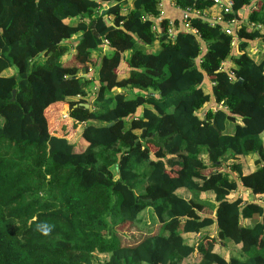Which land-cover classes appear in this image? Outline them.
I'll use <instances>...</instances> for the list:
<instances>
[{
	"label": "trees",
	"instance_id": "1",
	"mask_svg": "<svg viewBox=\"0 0 264 264\" xmlns=\"http://www.w3.org/2000/svg\"><path fill=\"white\" fill-rule=\"evenodd\" d=\"M101 1L102 14L98 0H0V264H264V206L249 200L264 196V52L251 51L264 45V0L224 14L242 21L238 54L220 24L194 18L198 34L169 38L168 20L152 30L157 0L128 13ZM105 41L112 53L97 62ZM71 51L79 63L66 65ZM212 101L225 108L202 119ZM80 123L83 150L68 138ZM240 185L248 197L232 198ZM125 224L144 236L129 240ZM230 243L237 254L216 250Z\"/></svg>",
	"mask_w": 264,
	"mask_h": 264
},
{
	"label": "crops",
	"instance_id": "2",
	"mask_svg": "<svg viewBox=\"0 0 264 264\" xmlns=\"http://www.w3.org/2000/svg\"><path fill=\"white\" fill-rule=\"evenodd\" d=\"M100 3H101V5H102V7H101V10H100V12H98L99 14H102L103 12H105V10L108 8V4L107 3H104V2H102L101 0H98ZM134 2H135V0H125L124 1V3H123V5H122V11L124 12V13H128V12H130L131 11V9H133L134 8ZM160 8V11H161V15H159V16H155V17H153V20L155 21V23L156 24H159L162 20H168V21H170V22H173V23H177L178 24V26L179 27H181L182 26V22H183V16H184V14H185V12H184V10L183 9H181V8H179L177 5H176V3H175V0H161V7H159ZM159 11V12H160ZM204 15L206 16V18H211V17H214V16H217V14H218V10L216 9V8H211V9H206L204 12ZM192 15V14H191ZM248 16V9L245 11V17H247ZM105 18H107V17H105ZM111 19V18H110ZM112 21V20H111ZM246 21V20H245ZM113 22V21H112ZM258 42H260V41H252L251 42V46L252 47H257V50L258 49H261V53H263L264 52V45H262V44H259ZM262 43V42H261ZM234 49L232 50L233 51V53L234 54H238V51H237V46H235V47H233ZM106 50H110V47L108 46V42L107 43H105L104 44V46H103V48H102V51H97V52H99V54L101 53V52H105ZM252 51V50H251ZM72 52V51H71ZM127 53H129V55H128V57L127 58H130V55H131V52L130 51H126L125 52V56H126V54ZM73 55L71 54V55H69V56H67V58L68 59H70V57H72ZM94 56V57H93ZM99 55L97 54V53H93V55H92V57H93V59H97L98 61L97 62H99V60H100V58H97ZM64 59V58H63ZM129 60V59H128ZM233 61H232V59H231V56H229L228 58H226V60H225V63H226V65H225V68H227L228 66H231V63H232ZM122 69H128L127 67H126V62L124 61V64H123V67H122ZM126 73V72H125ZM123 74V75H121L120 77H122V78H124V77H127V75H128V73H126V74ZM89 74V75H88ZM95 75H96V72H94V70H91L89 73H87L85 76H88V77H93V78H95L96 79V77H95ZM119 77V78H120ZM208 85H210V81L208 80V78H207V82H206ZM96 85H98V81L96 80L95 81V86ZM122 91H124V90H122L121 88L120 89H118V92H122ZM215 103H214V101H212L210 104H208V106L205 108V110H207V109H209L210 107H213V105H214ZM204 110V111H205ZM203 112V111H202ZM236 122H238V123H240V119H237L236 120ZM82 127H85V124H82V123H80V124H77V128H75L76 129V131L74 130L73 131V135L72 136H69L68 138L71 140V142H75V141H78L79 139H78V136L80 135V140H79V144H81V143H85L83 140H82V132H81V128ZM83 131V130H82ZM262 137H263V141H264V132H263V134H262ZM84 139V138H83ZM76 143V142H75ZM255 155H252V156H249V158L247 159V162H246V166H245V168H246V170H245V173L246 174H248V173H250V171H252L253 170V168H254V164H253V162H254V160H255ZM182 191V193H186V192H184L183 190H181ZM247 196L248 197V193H247V189L245 188V187H243L242 185H240V187H239V189H238V191L237 192H235V193H233L232 195H231V197L232 198H236L237 196ZM263 196V195H262ZM201 198H203V199H209V200H211L212 201V199H213V194H211V193H209V194H202L201 195ZM249 200L250 201H252V202H255V203H259V204H261L262 206H264V196L263 197H261V199H255V196H249ZM147 211H149L148 209H147ZM150 222H151V220H150ZM150 222H148V223H144V225H143V227H146L147 228V225L149 224L150 225ZM143 227H140V228H143ZM137 232H141L140 230H138V228L136 229V230H132V232H131V234L132 233H137ZM209 233L211 236H216V234H217V226L216 225H214V226H212V227H210L209 229H206L205 230V233ZM187 237V239L189 240V242L190 241H193L192 239H196V240H198L199 239V237H198V235H187L186 236ZM231 245L229 244V245H227V247L223 244V245H218V246H216L217 248H216V250H219L220 251V253L221 254H223V250L225 249V248H228V247H230ZM219 247H221V249H219ZM229 253L227 252L226 254H225V256L226 257H229V255H228Z\"/></svg>",
	"mask_w": 264,
	"mask_h": 264
},
{
	"label": "built area",
	"instance_id": "3",
	"mask_svg": "<svg viewBox=\"0 0 264 264\" xmlns=\"http://www.w3.org/2000/svg\"><path fill=\"white\" fill-rule=\"evenodd\" d=\"M211 1H212L213 5H212V7H209L207 9L216 8L218 10L217 16H214V17H211L208 19V18H206V16L203 13L205 10L201 11V10H196V9H185L184 10L185 14L183 16V22H182L181 27H179L177 23H173L170 21L168 22V28H167L168 37L169 38L176 37V34L180 30L189 31L193 34H198L197 28L192 24V19L200 17V18L207 20L208 23L210 24V26H217L220 24L222 26V30L226 34H231L233 36V43H232L233 47L238 46V44L243 39H240L238 37V35L236 34V31H237L238 26L242 23V21L240 22L236 19H231V20H225L224 19V14H228V13L233 12L234 0H211ZM256 1H258V0L252 1V6L255 7ZM157 3H158V6L161 7V0H157ZM249 10H250V7H248V12H249ZM159 15H161V11L159 12ZM152 20H153V17H152ZM245 20L247 21V19H245ZM161 22L159 24L154 23L152 25V30L153 31H159L160 30L159 26L161 25ZM252 26H254V24H252ZM259 27H261V26H259ZM105 43H107V41H105ZM251 50H252V52L256 53L257 47H252ZM237 51H238V49H237ZM238 53H239V51H238ZM222 65H223L224 69H226L229 72V74L232 77H234L233 72L231 71V66H228L227 68H225V65H226L225 61H223ZM210 108L215 112V111L219 110L220 108H225V107L215 103L213 105V107H210ZM209 109H207V110H209ZM207 110L200 113V116L202 119H205Z\"/></svg>",
	"mask_w": 264,
	"mask_h": 264
},
{
	"label": "rangeland",
	"instance_id": "4",
	"mask_svg": "<svg viewBox=\"0 0 264 264\" xmlns=\"http://www.w3.org/2000/svg\"><path fill=\"white\" fill-rule=\"evenodd\" d=\"M259 44H261V41L260 42H258ZM154 50V49H153ZM157 51V50H156ZM112 53V51L111 50H106L105 52H101L100 54H99V56H103V55H110ZM73 56L72 57H70V59H68L67 58V56H65L64 57V59H63V62H65V64L66 65H70V64H78L79 62H78V60H76V54H75V52L74 51H72V53H71ZM70 54V55H71ZM259 54V53H258ZM128 55H129V53H127L126 54V61L125 62H128V59L129 58H127L128 57ZM94 57V56H93ZM89 75V74H88ZM95 77H98V66L96 67V75H95ZM95 85V83H94V81H93V86ZM91 86H92V83H91ZM98 90V88H93L92 87V89L90 90V95H94V93H95V91H97ZM93 98H94V96H93ZM90 102H92V100H90ZM64 117H66V115H64ZM2 122H3V119L0 117V124H2ZM228 126H229V129H232L233 128V126H234V124L233 123H229L228 124ZM76 128H77V126H76ZM84 129V127H82L81 128V132H82V130ZM78 139L80 140V135L78 136ZM79 140L78 141H75L74 143L76 144V146L78 147V149H80V150H83L84 148H85V144L84 143H81V144H79L78 142H79ZM83 140V139H82ZM84 141V140H83ZM153 148V150H154V147H152ZM149 211H145L144 213H143V215L141 214V218H142V221H141V223L139 222L138 224H139V226L140 227H143V225H144V223H148V222H150V220H151V222H150V225L148 224L147 225V228H146V230H149V229H152V228H155L156 226H157V223H158V221H157V218H156V216H155V214L152 212V210L151 209H148ZM145 228V227H144ZM121 230H124L125 232H126V234H130L131 236H133L132 238H129V240H133L134 238H138V236H139V239H141L144 235L141 233V232H137V233H135L134 235H132L131 233H129L130 232V230H129V224H125V226H122V228H121ZM129 236V235H128ZM138 239V240H139ZM124 240H126V238H124ZM137 241V240H136ZM125 243L126 244H131L128 240H126L125 241ZM221 245V244H220ZM230 247H228V248H225L224 250H223V254L222 255H225L227 252L229 253L228 255H229V257L232 255V254H237L238 253V247H236L235 245H232L231 243H230ZM219 249H221V247H219Z\"/></svg>",
	"mask_w": 264,
	"mask_h": 264
},
{
	"label": "water",
	"instance_id": "5",
	"mask_svg": "<svg viewBox=\"0 0 264 264\" xmlns=\"http://www.w3.org/2000/svg\"><path fill=\"white\" fill-rule=\"evenodd\" d=\"M106 22L110 25H113L114 26V23L111 21V19L109 17L106 18ZM204 49H205V46H204ZM82 76H85V74H83ZM240 82L242 81L241 79L239 80ZM15 95H16V89L13 90V99H15ZM86 108H89L90 105L88 103H84L83 104ZM114 122H111L109 123V125H112ZM225 161H227V158L224 159ZM241 226H243L241 224Z\"/></svg>",
	"mask_w": 264,
	"mask_h": 264
},
{
	"label": "clouds",
	"instance_id": "6",
	"mask_svg": "<svg viewBox=\"0 0 264 264\" xmlns=\"http://www.w3.org/2000/svg\"><path fill=\"white\" fill-rule=\"evenodd\" d=\"M40 231H42L44 234H47L50 231V227L47 225L40 226Z\"/></svg>",
	"mask_w": 264,
	"mask_h": 264
}]
</instances>
